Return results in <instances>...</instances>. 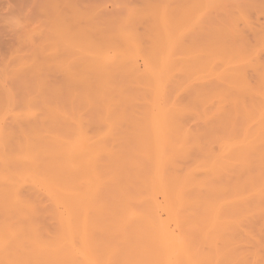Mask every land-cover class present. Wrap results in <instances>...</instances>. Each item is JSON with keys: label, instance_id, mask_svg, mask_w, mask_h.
Here are the masks:
<instances>
[{"label": "bare ground", "instance_id": "6f19581e", "mask_svg": "<svg viewBox=\"0 0 264 264\" xmlns=\"http://www.w3.org/2000/svg\"><path fill=\"white\" fill-rule=\"evenodd\" d=\"M80 1L45 0L19 112L0 82V264H264V37L237 0Z\"/></svg>", "mask_w": 264, "mask_h": 264}, {"label": "rangeland", "instance_id": "374dc122", "mask_svg": "<svg viewBox=\"0 0 264 264\" xmlns=\"http://www.w3.org/2000/svg\"><path fill=\"white\" fill-rule=\"evenodd\" d=\"M141 1L142 0H81L80 2L82 4L86 3L88 5H91L92 2H93V4L94 3L97 4L98 2H100V3H98L99 6H100V8H102V10L99 9V11L101 10L100 11V14L102 15V13H105V15L107 16V14L109 15V14L112 13L111 14L112 16L109 15L110 17L117 16L116 14L119 13V11L120 12L125 11L121 15L118 14V16H117V18H123V15L125 16V15L128 14L127 13L128 12V9H127L128 6L130 7L132 5V8L134 7L136 9L137 7L140 6V4L142 5ZM255 1L256 0H237L236 2H234L236 5L233 4V6H237V8L239 7V10H236L235 11L236 7H234L235 9H234L233 12H235V13H231L230 12L231 11V8H233L232 3H228L229 5L226 4L229 7H227L228 9L225 7V10L227 9L226 12H225V14H228V12H230L228 14V16L225 15L223 12H221L220 14L216 13L217 15H220V16H218V18L221 17V16H226L225 17L226 19L224 18V20H228V22H231L232 17L235 18V16L237 17V15H240V14H243L244 17H245V14H246V18L245 19H243V18L242 19H239V17H238L237 20L238 19L239 20L237 22L233 18V22L235 20V24L238 23V25H235L233 22H231V23L236 26L234 28H236L237 30H239V33L241 34V37H243V38L246 37L248 39L247 42H246L247 44L249 42H251L250 44H251L252 47L250 46V44H249V46L251 48H254V49H255V47H259V46H257V44L260 45V42L258 43V41H260L259 38H261V36L264 37V33H263L264 32V12H262L260 9L258 11L257 10L258 8L257 9L254 8V7H257L259 5L260 6H264V0H260V1L257 0L256 2ZM124 2L127 3V4L129 3L128 6ZM44 3H45V0H0V76L2 78V79L0 78V80H1L0 82H1V84L4 85V88L6 87L5 88L6 90L9 89V91H7V92L8 93L10 92L9 94H10V96H12L11 97L12 98L11 100H13L12 101L13 102V107L14 106L15 107L17 106L15 108L17 110V112H19V110H21L19 108H22L23 109V106H24V100L25 99L23 98L24 99L23 100L22 97H25V94H22L20 89H21V85L23 86V84L26 85L28 83L27 82L28 81V77H27V80H26V78H24L25 75L24 76L22 75L23 76V79H24V80L22 79L24 81V83H23V81L21 82V79H20L21 77H19L20 75H16L14 72L11 71L15 75L12 74V76H10L11 75V72H10L11 69L10 68L12 66V69H13L16 66L15 64L19 61L18 59L21 56H22L21 57V61L25 57H26L25 59L28 60V57H29V59H30V57H34V55H36L37 53H39V52H36V51L37 50L40 51V49H42L45 46V42L43 41V39L45 37V33H48L47 31L49 30V27H48V22L46 21L45 14L43 12V9H44V6H45ZM250 3H251V5H253V7L251 6L252 9H248L247 8V7H250V5H249ZM246 4H248L249 6L246 5ZM135 6H137V7H135ZM119 7H121V8L119 9ZM126 9H127V11H126ZM246 10H248V11L246 12ZM253 11H254V14H251V13H253ZM249 12H250L251 15L249 14ZM230 14H231V16H230ZM233 14H234V16H233ZM105 15L103 14V17H105ZM109 16L108 17H105V18H110ZM119 16H121V17H119ZM229 16L231 17V19L228 18ZM15 18L17 19L16 21H18V22H15L14 21ZM246 19H249V21H246ZM221 20H222V22H224L223 19H221ZM219 21H220V19H219ZM46 22H47V24H46ZM224 23L227 24V21L224 22ZM42 26H44V27L41 28ZM142 28H143V26L140 27V30ZM45 29L46 30L48 29V30L45 31ZM42 30L44 32H41ZM257 35H260V36L257 37ZM246 38H244L245 39L244 41H246ZM41 40H42V42H41ZM41 43H43V44H41ZM261 44H263V43H261ZM258 53H259L258 54V58L257 57L256 58L259 59L260 64L261 63L264 64V47L261 48V50ZM30 55H33V56H30ZM253 58H254V56H253ZM251 61L254 63L255 59H254V61L253 60H251ZM259 61L257 60V63ZM253 63H250L249 64L250 67H251V69H249V70H251V71H249L250 72V75H249V72H248V76L252 80V82L250 81L249 78L248 79H249V82H251L252 85H254L257 82V80H256V77L257 76L255 77V75H257V74H255L256 73V69L255 70H252V66L254 65ZM251 64H252V66H251ZM262 66H264V65H262ZM6 67H8L7 68L8 70H6V72H5L4 70L6 69ZM8 71H9L10 74L8 73ZM3 72H5V76H4ZM7 73L9 74V76H7ZM26 76H28V75H26ZM51 77L49 78V80L51 79L50 81H55L56 79H59V81H60V77L61 76H60V74H55L54 76H51ZM18 78L20 79L19 80L20 82L18 81ZM7 79H9V80H7ZM25 80H26L27 83H25ZM15 82H16V85H19L20 84V87H18L19 90H18V88H16L17 86L15 85ZM29 82H30V77H29ZM21 83H23V84H21ZM30 84H28L29 85L28 87L31 86ZM12 85H14V86H12ZM28 87H26L27 90L29 89ZM14 88L16 89V91H15ZM22 90H24V88H22ZM18 91H19V94L21 95L20 97H18L19 96ZM26 92L28 93L29 91H26ZM12 93H14V94H12ZM20 101H23L22 104H21ZM19 106H21V107H19ZM15 109H14V111L16 112ZM220 114H221L220 112H216V116H219ZM9 117L10 116H8L7 119H6L8 121V122L6 121L8 123V124L7 123L6 124L9 127L11 125V128H12L13 126H15L16 123L13 124V122H14L13 118H11V117L9 118ZM201 121H203V122H201ZM192 122H191L190 125L192 127L193 126H196V127H193L194 129L195 128L196 129L205 128V125H206L205 122L206 121L204 122V120H200V122L199 121L197 122V121L194 120V122L193 123ZM13 128H16V127H13ZM24 193H26L27 195H28V193H30V195H31V193H33V190L31 188H29L26 191V187H25L24 188ZM41 198H42V202H41V205H40V208H41L40 210H42L44 212V213L41 212V213H43L41 215L44 218L42 216L41 217H42V219L44 221L45 226L46 227L48 226L47 228H50L49 231H52L55 228V226H52V225H56L55 224L56 221L51 216L52 214L50 213V211H48L50 208L52 209V204H51V201H49L48 198L45 197L44 195H41ZM44 202H45V205L43 206L42 203L44 204ZM48 205H50V206H48ZM42 206H43V208H42ZM46 211H47V213H46ZM53 220H54V222H53ZM43 221H42V223H43Z\"/></svg>", "mask_w": 264, "mask_h": 264}]
</instances>
